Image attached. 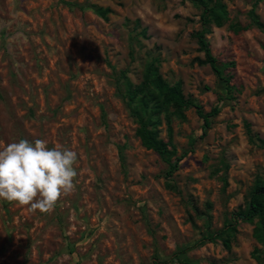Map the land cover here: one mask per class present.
Returning <instances> with one entry per match:
<instances>
[{"label": "rangeland", "instance_id": "rangeland-1", "mask_svg": "<svg viewBox=\"0 0 264 264\" xmlns=\"http://www.w3.org/2000/svg\"><path fill=\"white\" fill-rule=\"evenodd\" d=\"M223 2L229 21L207 39L231 95L196 62L201 11L188 2L0 0V149L41 139L75 151L78 173L51 212L0 200V264H264L252 224H237L230 249L208 240L264 176V147L247 135L264 140V32L248 16L264 25V0ZM152 60L205 113L219 108L205 135L193 108L158 115L181 156L169 178L118 91L121 73L137 85Z\"/></svg>", "mask_w": 264, "mask_h": 264}, {"label": "trees", "instance_id": "trees-1", "mask_svg": "<svg viewBox=\"0 0 264 264\" xmlns=\"http://www.w3.org/2000/svg\"><path fill=\"white\" fill-rule=\"evenodd\" d=\"M90 1V0H87ZM188 2L196 9L200 10L199 25L200 29L195 34L198 50L203 53V59H197L199 65H207L213 74L224 83L225 90L231 95L234 90L231 84L232 76L224 74L223 69L218 65L216 58L213 56L210 48L207 35L212 32V28H221L228 21V11L223 0H181ZM94 7L95 14L107 20L110 10L108 8ZM251 24L261 32H264V25L260 22L255 14V9L252 8L248 14ZM134 28L140 29V23L135 21ZM232 30L238 33L241 29L238 26L232 25ZM140 35L146 37V29L142 28ZM157 61L149 62L144 70L142 81L133 85L121 73V78L124 80L123 86L118 87V91L122 93L124 99L127 100V106L130 115L134 118L138 127L136 136L140 140L141 145L152 150L157 154L160 160L168 167L166 176L169 178L176 171L178 163L181 161V156L177 157L174 148L170 144L164 142L158 136L156 126L159 124L158 115L166 111L168 107L176 110L185 108H193L197 116L202 120V135L210 128L212 119L218 115L219 108L213 107L209 112L205 113L201 106L192 98L185 97L182 92L180 83L169 85L165 82L158 72ZM233 66V64H231ZM248 141L253 145L264 147V140L260 139L257 134L251 132L247 126ZM225 181V180H224ZM238 223H248L253 225L252 237L260 246L259 251L264 255V176H258L252 188L249 191L248 198L244 207L238 208L232 214L231 221L222 229L208 235V240H220L223 247L230 249L231 241L236 233ZM183 252H179L181 254ZM177 257V255H175ZM256 260L259 256H256Z\"/></svg>", "mask_w": 264, "mask_h": 264}, {"label": "clouds", "instance_id": "clouds-1", "mask_svg": "<svg viewBox=\"0 0 264 264\" xmlns=\"http://www.w3.org/2000/svg\"><path fill=\"white\" fill-rule=\"evenodd\" d=\"M77 153L49 148L37 139L8 143L0 149V200L48 213L75 190Z\"/></svg>", "mask_w": 264, "mask_h": 264}]
</instances>
